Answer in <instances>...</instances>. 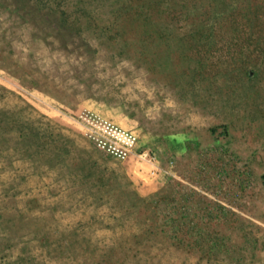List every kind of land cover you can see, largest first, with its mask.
<instances>
[{
  "label": "rangeland",
  "instance_id": "374dc122",
  "mask_svg": "<svg viewBox=\"0 0 264 264\" xmlns=\"http://www.w3.org/2000/svg\"><path fill=\"white\" fill-rule=\"evenodd\" d=\"M0 264H264V0H0Z\"/></svg>",
  "mask_w": 264,
  "mask_h": 264
},
{
  "label": "built area",
  "instance_id": "2783aa9c",
  "mask_svg": "<svg viewBox=\"0 0 264 264\" xmlns=\"http://www.w3.org/2000/svg\"><path fill=\"white\" fill-rule=\"evenodd\" d=\"M97 145L118 157H127L137 143V136L133 131L124 129L114 122L105 120L96 134Z\"/></svg>",
  "mask_w": 264,
  "mask_h": 264
}]
</instances>
